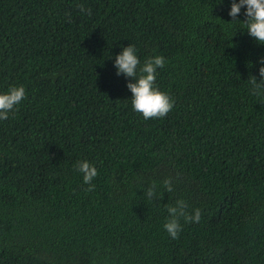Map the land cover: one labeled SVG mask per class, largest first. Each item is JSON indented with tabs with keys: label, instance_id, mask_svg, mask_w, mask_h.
I'll return each mask as SVG.
<instances>
[{
	"label": "trees",
	"instance_id": "1",
	"mask_svg": "<svg viewBox=\"0 0 264 264\" xmlns=\"http://www.w3.org/2000/svg\"><path fill=\"white\" fill-rule=\"evenodd\" d=\"M231 3L0 0V94L26 92L0 120V264H264V91L249 83L264 44ZM129 44L141 67L165 58L163 118L136 112L117 75ZM178 200L201 220L172 239Z\"/></svg>",
	"mask_w": 264,
	"mask_h": 264
},
{
	"label": "clouds",
	"instance_id": "2",
	"mask_svg": "<svg viewBox=\"0 0 264 264\" xmlns=\"http://www.w3.org/2000/svg\"><path fill=\"white\" fill-rule=\"evenodd\" d=\"M246 6L243 20L248 35L255 39L259 44H264V0H232L229 16L232 20H239L241 8ZM77 7L81 12L90 10L85 9L82 4ZM259 79L252 75L249 83L253 86L254 95H260L264 91V57L260 59ZM141 62L136 54V49L129 44L122 48L119 54L115 55L114 65L117 75L124 74L129 79L127 88L131 91V104L133 109L141 113L145 120L165 117L173 108L174 101L164 92L154 87L157 69L163 68L165 58L156 55L147 58L140 66ZM139 69V75H138ZM26 97L25 88L21 86L11 87L6 93L0 94V120H6L9 113L14 111L16 106ZM74 168L83 174V181L88 185L86 191H93L95 185L92 181L98 175L97 168L87 160L78 161ZM164 188L171 192L173 186L171 178L163 181ZM156 195V185L152 184L147 188L146 196L149 199ZM185 201L178 200L175 206H167L169 217L163 227L172 239H178L182 230L181 219L185 223L199 222L201 220V209L196 208L190 213Z\"/></svg>",
	"mask_w": 264,
	"mask_h": 264
}]
</instances>
